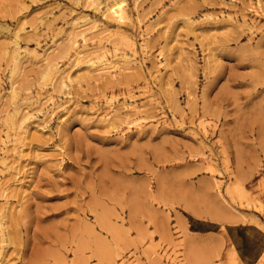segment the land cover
Instances as JSON below:
<instances>
[{
    "label": "rangeland",
    "instance_id": "374dc122",
    "mask_svg": "<svg viewBox=\"0 0 264 264\" xmlns=\"http://www.w3.org/2000/svg\"><path fill=\"white\" fill-rule=\"evenodd\" d=\"M264 231V0H0V264H242Z\"/></svg>",
    "mask_w": 264,
    "mask_h": 264
},
{
    "label": "crops",
    "instance_id": "0c3cea01",
    "mask_svg": "<svg viewBox=\"0 0 264 264\" xmlns=\"http://www.w3.org/2000/svg\"><path fill=\"white\" fill-rule=\"evenodd\" d=\"M227 238L242 264H264V231L253 225L231 224Z\"/></svg>",
    "mask_w": 264,
    "mask_h": 264
}]
</instances>
